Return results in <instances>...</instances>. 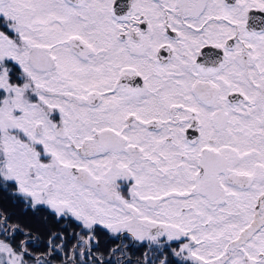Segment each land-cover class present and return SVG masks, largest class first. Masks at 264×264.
Here are the masks:
<instances>
[{"label": "snow or ice", "instance_id": "obj_1", "mask_svg": "<svg viewBox=\"0 0 264 264\" xmlns=\"http://www.w3.org/2000/svg\"><path fill=\"white\" fill-rule=\"evenodd\" d=\"M0 264H264V0H0Z\"/></svg>", "mask_w": 264, "mask_h": 264}]
</instances>
